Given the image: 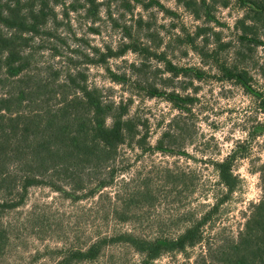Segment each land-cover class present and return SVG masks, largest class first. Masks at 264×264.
<instances>
[{
	"label": "rangeland",
	"instance_id": "1",
	"mask_svg": "<svg viewBox=\"0 0 264 264\" xmlns=\"http://www.w3.org/2000/svg\"><path fill=\"white\" fill-rule=\"evenodd\" d=\"M97 2L94 16L80 7L69 18L60 17L59 32L69 46L59 50L87 75L89 85L129 105L139 131L148 134V146L121 147L114 183L101 192L91 190L105 171L84 179L83 191L73 197L50 186L30 188L23 203L17 194L0 195V264H142V254L112 239L124 234L173 239L218 204L203 226V243L149 263L196 264L210 247L238 238L251 206L263 195L264 17L250 13L243 0ZM57 12L62 15L63 9ZM241 20L252 27L253 36H246L257 45L241 40ZM126 45L149 53L127 51L102 64L86 63V56L99 60ZM53 52L43 50L42 61L65 72L66 61L53 58ZM167 62L178 68L177 76ZM195 70L203 73L200 78ZM235 75L244 76L250 88ZM154 88L195 102L180 110L165 95L152 98ZM229 157L240 181L230 194L216 169ZM60 186L72 192L70 185ZM14 204L19 205L8 207ZM94 244L95 258L75 257Z\"/></svg>",
	"mask_w": 264,
	"mask_h": 264
},
{
	"label": "trees",
	"instance_id": "2",
	"mask_svg": "<svg viewBox=\"0 0 264 264\" xmlns=\"http://www.w3.org/2000/svg\"><path fill=\"white\" fill-rule=\"evenodd\" d=\"M72 1L68 5L66 0H0V195L5 199L17 194L23 203L29 189L39 186H50L73 197L83 191L84 179H92L101 171L107 173L91 192L104 191L114 183L119 149L135 145L146 150L148 146V134L139 131L138 123L130 116L129 105L115 102L102 89L89 85L87 75L72 68L76 63L59 50L69 46L59 32L64 24L60 17L69 18V13L78 12L80 7L94 16L92 12H98L100 5L98 0ZM243 3L250 13L264 17V2L243 0ZM59 7L63 9L62 15L57 12ZM239 24L241 40L257 45L258 40L246 36H253L252 27L244 20ZM74 39L83 41L76 35ZM45 49L54 51L53 58H64L65 72L42 61ZM127 51L149 53L139 46L126 45L119 53L100 54L99 60L86 56V63L102 64L111 57L124 56ZM73 53L80 51L75 49ZM168 65L177 76L178 68ZM195 72L196 78L203 74ZM235 77L245 89L250 88L244 76ZM149 95L153 98L162 94L154 88ZM163 95L180 110L189 109L195 102L194 98L175 91ZM159 144L158 149L163 151V143ZM232 161L229 157L216 164L220 183L229 194L240 183ZM260 172L263 195L251 206L238 238L215 250L210 247L196 264H264V167ZM62 183L70 185L72 192L60 186ZM217 207L218 204L173 239L146 240L124 234L112 241L131 245L143 255L142 264H149L165 253H186L203 243V226ZM1 246L0 237V252ZM98 248L94 244L87 252L75 253V257L93 259Z\"/></svg>",
	"mask_w": 264,
	"mask_h": 264
}]
</instances>
